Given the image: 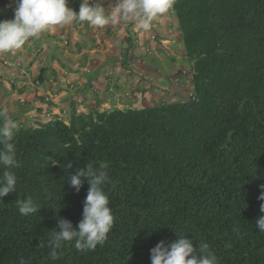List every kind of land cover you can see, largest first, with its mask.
Wrapping results in <instances>:
<instances>
[{"label":"trees","instance_id":"trees-1","mask_svg":"<svg viewBox=\"0 0 264 264\" xmlns=\"http://www.w3.org/2000/svg\"><path fill=\"white\" fill-rule=\"evenodd\" d=\"M173 9L193 96L19 127L17 192L0 200V264H151V249L179 234L209 244L219 264H264V0H176ZM69 161L108 165L114 225L95 251L73 242L53 261L57 218L76 227L89 188L71 186ZM26 198L38 208L28 217L16 204Z\"/></svg>","mask_w":264,"mask_h":264},{"label":"clouds","instance_id":"clouds-1","mask_svg":"<svg viewBox=\"0 0 264 264\" xmlns=\"http://www.w3.org/2000/svg\"><path fill=\"white\" fill-rule=\"evenodd\" d=\"M175 2L115 0L109 10L105 0H81L80 8L76 11L69 6V0H17L14 18L0 20V53L22 48L30 38H38L50 26L68 25L73 21L100 28L115 26L122 21H135L139 28L148 31L154 19L173 9ZM18 128V123L8 116L7 109L0 110V169H4L0 173V200L17 192L18 176L14 169L20 167L15 143ZM57 163L59 161H53V165ZM64 168L72 170L69 178L76 192L83 187L85 179L89 188L82 219L76 227L68 219L57 218L58 223L47 243L53 261L59 258L58 253L66 244L73 242L78 251H95L98 246L105 244L114 225L113 210L105 191L110 181L106 171L108 165L100 163L97 167L89 162L84 167L74 169L73 163L69 161ZM260 187L258 200L262 201L260 211L264 213V185ZM16 204L24 217L38 211L31 198L17 199ZM256 226L259 232L264 233V215L256 219ZM151 264H219V261L209 244L201 242L197 246L193 238L179 234L174 242L169 244L161 240L151 249Z\"/></svg>","mask_w":264,"mask_h":264},{"label":"crops","instance_id":"crops-1","mask_svg":"<svg viewBox=\"0 0 264 264\" xmlns=\"http://www.w3.org/2000/svg\"><path fill=\"white\" fill-rule=\"evenodd\" d=\"M16 2L0 0V20L14 18ZM114 3L105 6L111 10ZM80 4L81 0H69L76 11ZM112 26L78 21L50 26L22 48L0 53V110L7 109L19 127H29L54 117L68 123L74 114L93 109L140 108L133 105L131 94L142 97L143 91L128 88L131 78L118 67L125 35L107 37ZM146 96L151 93L147 91Z\"/></svg>","mask_w":264,"mask_h":264},{"label":"rangeland","instance_id":"rangeland-1","mask_svg":"<svg viewBox=\"0 0 264 264\" xmlns=\"http://www.w3.org/2000/svg\"><path fill=\"white\" fill-rule=\"evenodd\" d=\"M111 1L105 0V4ZM112 27H109L111 32L107 37L123 38L125 35L120 44L122 55L117 61L118 67L123 69L121 74L128 80L131 78L128 83L131 86H126L130 89L133 86V91L139 93L143 91L142 97L131 94L133 105L143 108L187 101L193 96L194 71L184 48L174 9L154 19L148 31L139 28L135 21H122L119 26H114L115 29ZM147 91L153 96H146Z\"/></svg>","mask_w":264,"mask_h":264}]
</instances>
